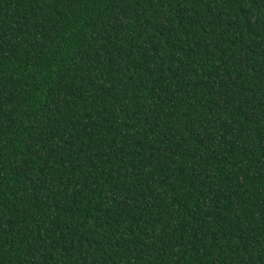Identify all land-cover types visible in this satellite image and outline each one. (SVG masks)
<instances>
[{
	"label": "trees",
	"instance_id": "16d2710c",
	"mask_svg": "<svg viewBox=\"0 0 264 264\" xmlns=\"http://www.w3.org/2000/svg\"><path fill=\"white\" fill-rule=\"evenodd\" d=\"M0 264H264V0H0Z\"/></svg>",
	"mask_w": 264,
	"mask_h": 264
}]
</instances>
